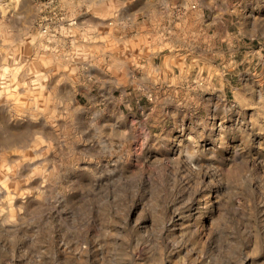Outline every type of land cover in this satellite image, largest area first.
<instances>
[{"label": "rangeland", "instance_id": "374dc122", "mask_svg": "<svg viewBox=\"0 0 264 264\" xmlns=\"http://www.w3.org/2000/svg\"><path fill=\"white\" fill-rule=\"evenodd\" d=\"M0 264H264V0H0Z\"/></svg>", "mask_w": 264, "mask_h": 264}, {"label": "bare ground", "instance_id": "6f19581e", "mask_svg": "<svg viewBox=\"0 0 264 264\" xmlns=\"http://www.w3.org/2000/svg\"><path fill=\"white\" fill-rule=\"evenodd\" d=\"M123 62V61H122ZM127 68V67H126ZM123 89V88H122ZM168 99V98H167ZM168 101H170V100H168ZM173 102V101H172ZM185 102V101H184ZM171 103V102H170ZM168 105V104H167ZM176 106V105H175ZM178 108H179V106H177ZM168 108V107H167ZM176 108V107H175ZM176 110V109H175ZM174 110V111H175ZM214 115V114H213ZM210 117H212V116H210ZM211 119V118H210ZM219 121V120H218ZM209 122V121H208ZM206 124V123H205ZM218 124V123H217ZM133 125V124H132ZM208 126L209 127H207L208 129H203L204 130V136L208 139V141H211L210 143V145L211 146H213V148H214V144L215 143H219L221 140H220V137H219V129L217 128V126L218 125H216V121H210L209 122V124H208ZM184 127V126H183ZM125 128V127H124ZM135 128V127H134ZM206 128V127H205ZM221 128V127H220ZM184 132V131H183ZM179 133V132H178ZM177 133V134H178ZM129 135H130V133H129ZM130 136H132V135H130ZM171 137V136H170ZM127 138V137H126ZM130 138V137H129ZM172 138V137H171ZM170 138V139H171ZM180 138H183L181 135L180 136H178V137H174L173 138V140H171V145L169 146V148L167 147V150H168V155L169 156H171V157H176V159L177 158H179V156H180V154L181 155H183V153H180V151H179V149L177 148L176 149V146H173V145H175V143H179V139ZM222 138V137H221ZM203 139V138H202ZM226 139V138H225ZM206 140V139H205ZM222 141H224V140H222ZM226 141V140H225ZM187 142V141H186ZM227 142V141H226ZM183 143V142H182ZM229 143V142H228ZM168 144V143H167ZM209 144V143H208ZM207 144V145H208ZM234 144V143H233ZM183 145V144H182ZM181 145V146H182ZM188 145V144H187ZM209 145V146H210ZM179 146H180V144H179ZM224 146V145H223ZM229 147V146H231V145H226V147ZM207 147V146H206ZM218 147V146H217ZM203 148V147H202ZM180 149H181V147H180ZM202 150V149H201ZM225 150H226V148H225ZM166 151V150H165ZM211 151V150H210ZM183 152V151H182ZM206 152H209V151H206ZM167 155V154H166ZM167 155V156H168ZM188 156V155H187ZM224 156V155H223ZM185 157V156H184ZM137 158V157H136ZM222 158V157H221ZM180 159H181V157H180ZM187 159H188V157H187ZM175 160V159H174ZM168 162V161H167ZM187 162V161H186ZM182 163V162H181ZM192 163V162H191ZM184 164V163H183ZM185 164H187V163H185ZM188 164H189V162H188ZM178 166V165H177ZM182 166V165H181ZM194 166V165H193ZM179 167V166H178ZM192 167V166H191ZM179 168H181V167H179ZM193 168V167H192ZM195 168V167H194ZM198 168V167H197ZM196 169V168H195ZM194 169V170H195ZM200 169V168H199ZM184 171L185 172H190L189 171V168H188V165H186V167L184 168ZM196 171V170H195ZM181 172H183V171H181ZM201 173V172H200ZM178 174V173H177ZM204 175V174H203ZM206 175V174H205ZM177 177V176H176ZM192 177V176H191ZM190 177V178H191ZM181 178V177H180ZM179 178V179H180ZM198 178V177H197ZM182 179V178H181ZM207 179V178H206ZM182 181V180H181ZM214 181V180H213ZM183 182V181H182ZM200 182V181H199ZM218 184V183H217ZM208 186V185H207ZM213 186V185H212ZM218 186V185H217ZM209 188V187H208ZM218 188V187H217ZM205 189H206V187H205ZM197 191V190H196ZM199 191V190H198ZM216 191V190H215ZM215 191H214V193H215ZM207 192V191H206ZM205 193V192H204ZM195 194V193H194ZM212 202V201H211Z\"/></svg>", "mask_w": 264, "mask_h": 264}]
</instances>
